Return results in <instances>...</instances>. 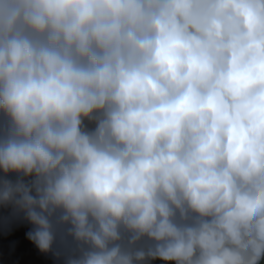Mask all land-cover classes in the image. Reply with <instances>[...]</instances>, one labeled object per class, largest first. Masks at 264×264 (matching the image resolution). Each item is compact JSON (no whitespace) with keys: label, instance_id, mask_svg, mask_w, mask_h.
I'll use <instances>...</instances> for the list:
<instances>
[{"label":"clouds","instance_id":"9594fccd","mask_svg":"<svg viewBox=\"0 0 264 264\" xmlns=\"http://www.w3.org/2000/svg\"><path fill=\"white\" fill-rule=\"evenodd\" d=\"M264 264V0H0V264Z\"/></svg>","mask_w":264,"mask_h":264},{"label":"water","instance_id":"95a60500","mask_svg":"<svg viewBox=\"0 0 264 264\" xmlns=\"http://www.w3.org/2000/svg\"><path fill=\"white\" fill-rule=\"evenodd\" d=\"M158 264H159V262H158Z\"/></svg>","mask_w":264,"mask_h":264}]
</instances>
